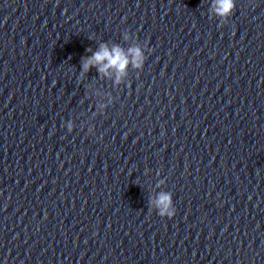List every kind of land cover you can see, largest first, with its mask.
Returning a JSON list of instances; mask_svg holds the SVG:
<instances>
[{
	"label": "clouds",
	"instance_id": "9594fccd",
	"mask_svg": "<svg viewBox=\"0 0 264 264\" xmlns=\"http://www.w3.org/2000/svg\"><path fill=\"white\" fill-rule=\"evenodd\" d=\"M235 7V0H213L214 14L221 18L230 16ZM143 60V54L138 47L130 48L125 52L119 46H113L110 49L106 44H101L98 51L90 57L82 59V70L86 73L91 67L98 66V71L104 75H107L109 70H115L117 81H119L120 77L125 75V70L130 62L134 67L140 68ZM155 206L158 208V215L161 217L172 218L175 215L176 210L172 204V197L168 193H161L155 202Z\"/></svg>",
	"mask_w": 264,
	"mask_h": 264
}]
</instances>
